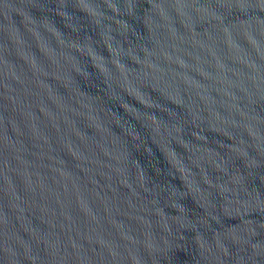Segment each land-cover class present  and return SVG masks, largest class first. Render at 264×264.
I'll return each mask as SVG.
<instances>
[{
    "label": "water",
    "instance_id": "obj_1",
    "mask_svg": "<svg viewBox=\"0 0 264 264\" xmlns=\"http://www.w3.org/2000/svg\"><path fill=\"white\" fill-rule=\"evenodd\" d=\"M0 264H264V0H0Z\"/></svg>",
    "mask_w": 264,
    "mask_h": 264
}]
</instances>
